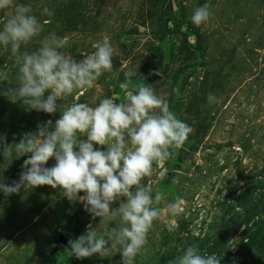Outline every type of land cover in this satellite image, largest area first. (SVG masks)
Listing matches in <instances>:
<instances>
[{
  "label": "rangeland",
  "instance_id": "374dc122",
  "mask_svg": "<svg viewBox=\"0 0 264 264\" xmlns=\"http://www.w3.org/2000/svg\"><path fill=\"white\" fill-rule=\"evenodd\" d=\"M205 3L212 15L196 26L191 16ZM20 4L30 5L42 25L41 33L21 46V54L37 51L50 34L68 39L61 51L76 61L94 53L103 36L114 48L113 71L87 91L61 97V112L76 102L95 107L106 97L123 102L127 93L120 85L132 70L129 91L141 83L152 87L193 129L163 169L154 164L153 175L142 180L164 199L134 264H169L192 244L227 264L246 236L245 224L231 237L239 239L235 251L226 243L209 253L214 239L223 238L230 223L253 217L250 225L264 217V0H14L0 10V30ZM19 66L10 46L0 45V144L10 145V155H0V181L8 184L19 180L30 155L18 158L14 144L48 120L53 122L49 130L54 129L61 114L27 109L2 94L19 84ZM209 94L219 102L210 104ZM54 164L51 158L46 166ZM177 197L184 211L173 216L166 205ZM89 225V231L107 238L122 220L118 214L93 219L83 202L70 201L59 187L29 185L9 196L0 192V264H121L119 245L103 258L77 259L71 253L69 240L86 234ZM60 234L68 241L54 248ZM259 243L264 261V231Z\"/></svg>",
  "mask_w": 264,
  "mask_h": 264
},
{
  "label": "clouds",
  "instance_id": "9594fccd",
  "mask_svg": "<svg viewBox=\"0 0 264 264\" xmlns=\"http://www.w3.org/2000/svg\"><path fill=\"white\" fill-rule=\"evenodd\" d=\"M13 2L0 0V10L12 7ZM210 9L207 3L196 8L192 23H207L212 15ZM31 12L30 5H16L14 14L0 30V45L10 46L20 65L19 84L2 94L13 103L21 101L27 109L55 114L60 111L57 101L61 97L77 90L87 91L103 73L113 71L114 48L110 38L103 36L93 45L94 53L76 61L61 51L68 46V39L50 34L37 51L21 54V46L42 31L41 23ZM44 12L53 15L47 7ZM251 39L248 37L249 42ZM134 75L132 70L124 73L125 82L120 87L127 94L123 102L107 97L95 107L76 102L60 111L54 129L49 130L48 125L53 122L48 120L46 125H38L36 132L24 133L14 144L18 158L30 154L23 161L19 180L11 184L0 181V192L5 196L19 193L29 185H48L62 189V195L70 201L83 202L93 219L120 216L122 226L111 228L107 238L89 231V225L86 234L69 240L71 253L77 259L94 254L108 257L119 245L121 264H134L148 243V233L161 214L158 205L164 199L159 191L153 194L151 185L146 186L142 180L153 175L154 164L163 169L173 157V150L182 148L193 131L152 87L141 83L129 91ZM208 102L218 103L219 99L209 94ZM94 145L106 146V150ZM0 155L6 159L10 145L0 144ZM51 158L55 164L47 167ZM165 177L166 170L161 171L160 178ZM81 192L84 195H79ZM116 201H120L119 207L112 208ZM183 203L180 197L167 203L169 214L180 215ZM238 243V238L229 239L228 248L235 251ZM169 264H221V259L215 253L202 254L199 245L192 244Z\"/></svg>",
  "mask_w": 264,
  "mask_h": 264
},
{
  "label": "trees",
  "instance_id": "16d2710c",
  "mask_svg": "<svg viewBox=\"0 0 264 264\" xmlns=\"http://www.w3.org/2000/svg\"><path fill=\"white\" fill-rule=\"evenodd\" d=\"M252 218H245L238 224L230 223V228L225 232L224 237L214 239L212 247L208 249L209 253L213 252L220 245H226L229 239H231L233 234L243 223L246 226L244 229V234L246 236L241 239L238 250L235 252V255L232 256V259L227 261V264H264L262 257H259V253L262 250V244H257V240L262 238L264 231V217L254 220L248 225Z\"/></svg>",
  "mask_w": 264,
  "mask_h": 264
},
{
  "label": "water",
  "instance_id": "95a60500",
  "mask_svg": "<svg viewBox=\"0 0 264 264\" xmlns=\"http://www.w3.org/2000/svg\"><path fill=\"white\" fill-rule=\"evenodd\" d=\"M67 241H68V239L63 234H60V236L57 239L58 244H56L54 248L59 249L60 247L65 245L67 243Z\"/></svg>",
  "mask_w": 264,
  "mask_h": 264
}]
</instances>
